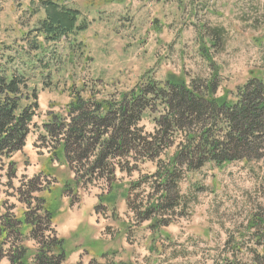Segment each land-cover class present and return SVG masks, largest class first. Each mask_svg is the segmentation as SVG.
<instances>
[{"label":"rangeland","instance_id":"obj_1","mask_svg":"<svg viewBox=\"0 0 264 264\" xmlns=\"http://www.w3.org/2000/svg\"><path fill=\"white\" fill-rule=\"evenodd\" d=\"M68 5L81 12L79 24L85 22L88 31L85 35L83 31L76 32L58 43L40 39L41 51L32 53L46 55L38 77L32 81L40 111L27 142L31 166L25 167L21 156L19 178L36 176L35 143L42 147L38 138L46 134L44 124L50 122L51 114H64L72 101V88L77 92L84 82L88 89L106 96L126 92L146 73L162 82L170 74H184L186 78L215 74L221 84L217 96L232 101L237 89L252 77L264 81V0H70ZM44 16L38 0H0V41L28 50L30 45L22 39L28 33L35 35L33 31ZM145 124L146 131L152 133L153 125L147 119ZM59 157L63 165L62 152ZM154 172L153 165L144 167V174ZM57 175L61 178L59 188L64 183L73 184L68 169ZM138 178L135 174L131 180ZM187 179L179 185L182 196L189 198L185 218L164 230L152 245L153 253L147 246L155 234L148 231L147 224L134 225L131 236L124 239L126 230L133 227V213L123 202L130 179L116 184L121 188L114 190L107 208L104 201H99L104 206L99 205L102 207L97 212V223L104 229L110 227L107 233L115 237L116 244L125 240L127 247L122 254L133 261L138 259L136 264H222L225 260L252 264L254 252L262 251L256 239L264 233V159L220 169L207 165ZM56 186L53 193L58 195ZM105 188L99 184L85 192L95 199L107 194L103 192ZM8 192L12 196L13 192ZM85 192H72L67 202L79 203ZM1 202L7 203L3 213L12 207L13 214L27 211L16 197L2 194ZM85 246L86 250L93 248L95 255H102V242L88 238ZM70 248L67 259L73 255L70 251L78 249ZM86 261L82 258V264Z\"/></svg>","mask_w":264,"mask_h":264},{"label":"trees","instance_id":"obj_2","mask_svg":"<svg viewBox=\"0 0 264 264\" xmlns=\"http://www.w3.org/2000/svg\"><path fill=\"white\" fill-rule=\"evenodd\" d=\"M38 1L45 16L33 31L35 35L28 33L22 39L29 49L0 41V197H16L27 207L21 218L13 214V207L1 214L0 264L4 259L10 264L67 261L65 240L59 239L53 228V212L39 196L50 192L49 181L57 179L44 172L31 179L19 178L15 158L22 154L24 164L29 165L24 148L40 111L32 81L38 77L46 55L32 56L42 49L39 40L58 43L87 30L88 25L79 24L81 12L68 5L70 0ZM215 36L219 39L218 31ZM220 86L215 74L208 78L170 74L162 82L146 73L124 93L115 91L105 96L88 89L86 82L77 92L73 87L72 101L64 114H51L50 122L44 124L46 134L38 138L51 153L49 162H60L62 152L74 175L73 184L66 183L63 194L87 191L101 183L113 190L123 180L118 174L130 180L138 174L137 180L129 182L125 199L136 225L149 223L148 229L155 234L150 243L155 244L162 230L185 218L189 198L182 196L179 185L190 175L207 165L220 169L264 159L263 79L252 77L237 89L232 101L217 96ZM146 119L153 125L152 133L143 125ZM147 164L155 167L153 174H144ZM2 188L12 191V196ZM4 206L7 203L1 202ZM25 239L35 241V252L23 245ZM263 239L264 233L256 239L262 251L254 252L252 264H264ZM152 245L148 247L153 253ZM107 258L108 254L101 257ZM90 264L101 263L92 260ZM222 264L237 263L225 260Z\"/></svg>","mask_w":264,"mask_h":264},{"label":"crops","instance_id":"obj_3","mask_svg":"<svg viewBox=\"0 0 264 264\" xmlns=\"http://www.w3.org/2000/svg\"><path fill=\"white\" fill-rule=\"evenodd\" d=\"M104 3H108L109 5L112 4V1H103ZM110 2V3H109ZM85 35V32L83 33ZM88 40V39H87ZM146 126L145 122L143 123ZM28 142V141H27ZM41 153L43 155H41ZM25 154L31 158L30 162L32 161V156L28 152V144L25 147ZM40 154V155H39ZM20 160V155L17 156ZM36 163H35V171L40 172L41 170L46 173H50L51 171H58L63 172L67 169L68 166L65 165V160L62 166H58L57 164H51L49 162V153L47 151L39 152L38 149L36 150ZM30 168V167H29ZM52 173V172H51ZM54 176V174H52ZM121 177H126L125 175H121ZM74 178L73 175L70 176V180ZM61 180V179H60ZM127 181V179L125 180ZM56 188H59L58 184H54ZM59 188L58 195H55L52 192H45L43 193L44 198L47 200V207L54 211L53 214V222L55 231L57 233V237L65 240V249L69 251V246H71L70 250H73V247H78V249L70 251L73 252L71 259H68L65 264H76L78 262H82V258L87 259L86 263L89 264L93 259H98L100 262H105L106 259L101 260V257L104 254H112L113 252L119 250L120 254L116 260H123V261H132L134 264L138 262L133 261L131 257L123 256L124 249L127 247L123 244L125 242L126 237L124 236L121 245L116 244L115 239L113 240L112 235H105V229L101 228V224L97 223V214L95 213V207L98 204L99 197L92 199L86 195V192L83 193V196L80 197L82 200L79 203H72L70 204L67 202L69 197H66L64 194L61 193L62 187ZM55 190V189H54ZM114 191H110L105 196H103V200L107 203L110 202L111 197L113 196ZM55 195V196H54ZM99 195V194H98ZM80 198V199H81ZM123 202L126 203L124 200ZM55 203V204H54ZM122 203V202H121ZM127 206V204H126ZM54 209V210H52ZM121 222V221H120ZM124 222V221H123ZM122 222V223H123ZM146 226V225H144ZM88 238L94 239V241H100L103 243L102 249L99 248L97 250H102V255L97 256L92 251L93 248H88L87 250L84 249L86 246V242ZM29 246H33V243H29ZM34 248V247H31ZM122 255V256H121ZM125 259H123V258ZM3 264H8L4 262Z\"/></svg>","mask_w":264,"mask_h":264},{"label":"bare ground","instance_id":"obj_4","mask_svg":"<svg viewBox=\"0 0 264 264\" xmlns=\"http://www.w3.org/2000/svg\"><path fill=\"white\" fill-rule=\"evenodd\" d=\"M67 124V123H66ZM196 129V128H195ZM18 160V159H17ZM1 162V161H0ZM88 163V162H87ZM184 165V164H183ZM8 168V167H7ZM88 175V174H87ZM3 176V175H2ZM49 179V178H48ZM37 185V184H36ZM9 196V195H8ZM195 206V205H194ZM242 214V213H241ZM240 219V218H239ZM231 220V219H230ZM182 221V220H181ZM191 221V220H190ZM243 222V221H242ZM229 223V222H228ZM245 223V222H244ZM251 224V223H250ZM169 225V224H168ZM164 227V226H163ZM229 231V230H228ZM154 238V237H153ZM163 240V239H162ZM155 245V244H154ZM169 247V246H168ZM236 247V246H235ZM196 248V247H195ZM178 253V252H177ZM196 254V253H195ZM238 257V256H237Z\"/></svg>","mask_w":264,"mask_h":264}]
</instances>
